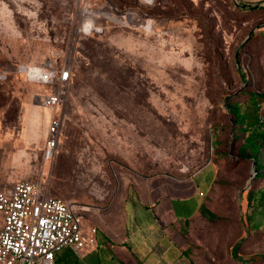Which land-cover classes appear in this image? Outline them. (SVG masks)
I'll return each instance as SVG.
<instances>
[{"label":"rangeland","instance_id":"1","mask_svg":"<svg viewBox=\"0 0 264 264\" xmlns=\"http://www.w3.org/2000/svg\"><path fill=\"white\" fill-rule=\"evenodd\" d=\"M261 12L233 0H0V186L39 181L46 194L78 205L87 226L80 205L115 214L149 176L167 177L172 194H183L177 180L209 163L200 174L208 176L214 164L219 204L212 217L201 210L176 229L174 264H243L236 251L244 241L230 242L242 228L238 196L262 181L264 143L256 151L251 134L240 159L243 133L232 130L227 105L264 88ZM46 61L71 71L49 156L46 88L14 69ZM258 100L264 117V94ZM253 158L262 176L246 186ZM201 216L235 235L221 231L207 251L198 242L211 240Z\"/></svg>","mask_w":264,"mask_h":264},{"label":"crops","instance_id":"2","mask_svg":"<svg viewBox=\"0 0 264 264\" xmlns=\"http://www.w3.org/2000/svg\"><path fill=\"white\" fill-rule=\"evenodd\" d=\"M236 1L239 6L264 5V0ZM258 14V18H264V11ZM257 25H264V22L256 24L255 27ZM247 102L248 99L243 105L240 102L236 104L245 108ZM247 133L248 131L243 134L240 147L246 141ZM244 153L249 154L246 148ZM208 164L191 172L187 178L177 180L179 186L174 189L184 191L183 194H172L173 187L168 185L167 177L149 176L140 181L133 192L124 195L119 212L115 214L108 210L99 213L97 208L82 205L84 210H87V226L81 216L82 231L92 235L94 244L78 251L62 247L54 253L53 264H174L175 249L179 245L176 229L185 221L191 223L193 217L200 216L201 210L214 212L216 208L213 204H219V198L213 192L219 179V167L212 164L210 174L200 177L201 172L209 167ZM261 178L262 181L249 195L246 192V195L242 196L243 200L238 196V223H241L242 228L239 229L238 238L232 239L230 244L234 247L235 242L239 245L244 241L242 251H236V254L241 253V257L247 259L246 262L238 261L243 264H264V175ZM197 191L201 196L197 195ZM200 218L202 232L204 235L209 234L211 240L208 242L203 238L198 242L207 251L213 252L220 243L221 231L225 230L219 223L213 224L204 216ZM225 233L227 236H234L235 230L233 228L232 232ZM253 255L261 256L251 259ZM210 256L214 261L213 254ZM190 262L194 261L189 259L188 264Z\"/></svg>","mask_w":264,"mask_h":264},{"label":"built area","instance_id":"3","mask_svg":"<svg viewBox=\"0 0 264 264\" xmlns=\"http://www.w3.org/2000/svg\"><path fill=\"white\" fill-rule=\"evenodd\" d=\"M22 73L28 82L46 88L41 104L53 111L46 128L49 156L60 126L55 109L71 71L46 61L24 66ZM77 209L75 203L46 194L39 181L22 179L0 187V264H53L54 253L62 247L78 251L93 246L92 235L82 231Z\"/></svg>","mask_w":264,"mask_h":264},{"label":"trees","instance_id":"4","mask_svg":"<svg viewBox=\"0 0 264 264\" xmlns=\"http://www.w3.org/2000/svg\"><path fill=\"white\" fill-rule=\"evenodd\" d=\"M250 5H241V8L243 10L251 9L255 11H262L264 8L262 6L260 7H254ZM261 23V21L256 20V23ZM264 94V88L262 90V93L255 94L254 92L248 93V102L247 105H245V108H240L236 103H231L227 105L228 111L233 115V128L232 130L237 129L241 133H247L245 136V142L242 144L241 147H239V150H241L242 155H239L241 157L240 159L246 160L248 156L244 153L245 148L249 151L251 149V145H247V143L252 142L253 138L251 137V134H255V138L260 141V143L253 144L254 149L256 151L259 150V147L261 144L264 143V117L260 116V109H261V104L258 98H261ZM256 130V131H254ZM251 152V151H250ZM251 154V153H250ZM244 158V159H243ZM254 159V158H253ZM252 159V160H253ZM255 162V168L257 170L256 176L261 175L260 169H261V164H258L256 159L253 160ZM262 176V175H261ZM206 215L209 217H212V214L210 211L204 209L203 210ZM239 242V241H238ZM236 244H238L236 242ZM192 264V262H190Z\"/></svg>","mask_w":264,"mask_h":264},{"label":"water","instance_id":"5","mask_svg":"<svg viewBox=\"0 0 264 264\" xmlns=\"http://www.w3.org/2000/svg\"><path fill=\"white\" fill-rule=\"evenodd\" d=\"M233 2H234V5H237V6H238V3H237L236 0H233ZM258 26H259V25H257L256 28H257ZM252 30H253V29H251V30L247 33L246 38L251 34ZM224 105H225V104H224ZM225 107H226V105H225ZM256 173H257V170H256V168H255V162L252 160V161H251V174L249 175V179H248L247 182H246V186L249 184V182L251 181L252 177H254V176L256 175ZM245 232H246V231H245ZM260 256H261V255H253V256H251L250 258H251V259H256V258H259ZM251 259H248V260H251ZM246 261H247V259H244V261H241V262H246Z\"/></svg>","mask_w":264,"mask_h":264},{"label":"bare ground","instance_id":"6","mask_svg":"<svg viewBox=\"0 0 264 264\" xmlns=\"http://www.w3.org/2000/svg\"><path fill=\"white\" fill-rule=\"evenodd\" d=\"M141 1H143V2H149L150 0H141ZM93 27L91 26V25H86V26H84V30L85 31H89V30H91ZM22 68L23 67H20V68H14V69H16V70H18V71H20V72H22ZM243 198V197H242ZM243 200V199H242ZM243 203V202H242ZM81 206V208L84 210V207L82 206V205H80Z\"/></svg>","mask_w":264,"mask_h":264}]
</instances>
